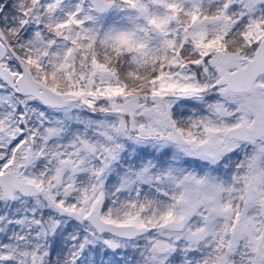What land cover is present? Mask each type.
I'll return each instance as SVG.
<instances>
[{"label": "snow or ice", "instance_id": "1", "mask_svg": "<svg viewBox=\"0 0 264 264\" xmlns=\"http://www.w3.org/2000/svg\"><path fill=\"white\" fill-rule=\"evenodd\" d=\"M0 264H264V0H0Z\"/></svg>", "mask_w": 264, "mask_h": 264}]
</instances>
